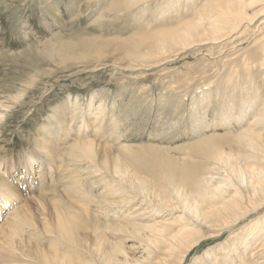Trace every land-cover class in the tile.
Listing matches in <instances>:
<instances>
[{
  "label": "bare ground",
  "instance_id": "6f19581e",
  "mask_svg": "<svg viewBox=\"0 0 264 264\" xmlns=\"http://www.w3.org/2000/svg\"><path fill=\"white\" fill-rule=\"evenodd\" d=\"M180 1L165 0L167 6L162 8L169 11L158 13L164 28L141 32L134 38L146 47L145 51L132 48V41L128 39L114 43L132 48L130 54H124L129 61L128 70H135L134 64H149L146 72L173 62L184 52L207 48L206 52L220 59L225 58L224 54L229 50L227 54L235 57L222 59L221 67L226 65L227 72L220 77L222 86L219 83L215 88L217 92L223 90L226 106L215 122L220 126L235 122L240 131L192 142L188 148L196 146L201 155H210L215 161L214 166L203 172L192 169L183 176L182 189L175 185L173 176L163 175L168 189H160L145 177L139 178L131 173L126 160L119 163L120 152L127 146L118 143L119 147L112 148L105 143L111 141L113 128L118 123L110 109L100 102L96 105L94 97L91 98L86 114L72 115L71 120L80 119L81 123V133L79 131L80 135L76 133V136L70 129V117L65 114L73 105L64 102L61 108L57 106L54 109L52 129H41L45 136L35 140L38 141L37 150L52 160L59 176L62 174L58 185L52 186L56 189L44 191L42 180H39L43 175L39 170L43 161L32 154L24 158L18 156L17 164L0 167L1 261L13 262L11 264H184L186 255L202 241L217 237L222 231H232L237 222L264 206V0H183V13L180 12L182 9L179 10ZM142 3H147V0H111L109 5L118 11L129 9L132 13ZM144 15L145 11L141 13ZM132 23L138 25L135 20ZM245 40L249 45L242 49L240 47ZM90 41V49L80 52L82 61L103 57L98 51V43ZM112 43L105 41L103 46L110 47ZM238 48L242 49L239 54ZM58 59L62 64L63 58ZM226 90L237 94V101ZM201 94L202 102L210 98L208 92ZM196 105L193 104L194 107ZM193 111V118H196L199 114ZM192 129L197 134L205 128L199 125L198 119V124ZM83 135L86 137L80 139ZM60 141V147H56L55 143ZM213 141L221 144L215 143L203 150L206 142L210 144ZM60 150L63 155H68V162L63 164L61 160L62 165L56 155ZM153 151L161 158V149ZM51 172L52 168L47 169L48 177H45L52 182ZM84 175L89 179L90 187L103 183L107 189V198H92L94 203L101 202L102 210L112 204L127 207L136 203L129 214L132 221L102 228L87 210L85 202L88 201L84 202L86 206L81 205V198L84 201L93 197L84 192ZM16 187L24 190V195L19 196L20 190ZM186 189L189 190L187 193ZM35 191L37 195H34ZM113 197L118 199L113 201ZM69 203H72L71 207L66 206ZM177 212L179 216L173 217ZM143 215L144 219L138 222L137 219ZM22 231H28L29 235L37 233V241L47 237L53 244L71 248L77 254L68 257L57 252L52 244L43 245L21 238ZM119 236H124V242L136 245L137 250L128 254ZM257 242L258 246L264 247V214L237 229L210 259L207 256L211 249L190 264H250L248 255Z\"/></svg>",
  "mask_w": 264,
  "mask_h": 264
},
{
  "label": "rangeland",
  "instance_id": "374dc122",
  "mask_svg": "<svg viewBox=\"0 0 264 264\" xmlns=\"http://www.w3.org/2000/svg\"><path fill=\"white\" fill-rule=\"evenodd\" d=\"M182 1L179 6V10L182 9L181 13L185 6ZM110 2L111 0H0V167L3 164H17L18 156L24 158L25 155L32 154L37 160L43 161L41 168L39 167L43 175L39 180H42L44 191L55 190L56 187L52 188V186L58 185L62 174L59 176L56 168L52 166V160L50 161L40 150H37L38 141L35 140L45 136L41 129L51 128L54 109L64 102L73 105L65 114L70 117L72 134L80 135V119L73 121L72 115L82 112L81 115L86 114L87 104L94 97L93 102L96 105L98 102L103 103L117 118L118 123L113 128L114 136H110L111 141L105 143L113 146L112 148L122 144L127 146V149L120 152L119 163L126 160V166L131 173H135L139 178L145 177L160 189L161 187L168 189L163 181V175L173 176L175 185L182 189L184 175H188L192 169L203 172L213 167L215 162L210 155L208 157L201 155L198 147L188 148V146L196 140L210 136L217 138L233 135L239 130L235 122L225 126L215 122L218 114L226 106L222 98L223 90L217 92L215 89L219 83L222 86L220 77L227 72L226 65L221 67V64L227 56L231 58L235 55L229 56L228 50L224 54L225 58L219 59L206 52L207 48H205L206 50L202 51L184 52L178 59L164 63L154 70L145 71L149 64H134L136 69L128 70L129 61L125 59L124 54H130L132 48L140 52L146 50V47L137 43L134 38L141 32H153L164 28L158 13L169 10L162 8L167 6L165 0H147V3H142L133 9L132 13L129 9L128 12L118 11L109 5ZM143 8L145 10H142ZM144 11L145 15L141 16ZM133 18L138 25L132 23ZM125 39L132 41V48L114 43ZM90 40L98 43V51L103 57L82 61L80 52L90 49ZM105 41H113V43L110 47H104ZM247 42L245 40L240 48L248 47ZM240 48L238 54L242 51ZM58 57L63 58L62 64ZM207 92L209 101L202 102L201 93ZM226 92L228 95L233 93L230 90ZM236 95H233L234 98ZM234 101H237V98ZM196 103L194 107L193 104ZM193 110L199 114L196 118H193ZM198 119L199 125L205 129H201L196 134L192 128L198 124ZM171 123L173 125H170ZM84 137L86 136L83 135L80 139ZM215 143L221 144L220 141H213L210 144L206 142L203 150L212 147ZM60 144L61 141L55 143V146L60 147ZM154 149H161V158L155 154ZM61 151L56 153L59 156L57 160H63V164L67 163L68 155H63ZM35 166L38 168V164ZM51 168L52 182L50 178H46L47 169ZM84 177L86 175L83 176L84 192L93 197L84 201L81 198V205L88 201L85 202L87 206L84 205L102 228L132 221L129 214L136 203L129 204L131 206L129 210V205L125 207L116 204L104 206L105 210H102L101 202L94 203L92 198L96 196L107 198V189L103 187V183H98L95 188L90 187L89 179ZM35 185L38 187L36 183ZM16 188L20 190V187ZM188 191L186 189L185 193ZM24 192L21 189L19 196L24 195ZM33 193L37 195L36 191ZM243 195L251 196V194ZM117 199L113 197V201ZM66 206L71 207L72 203ZM176 211L179 212L180 209ZM178 212L173 217L179 216ZM252 214L244 217L243 221L237 222L234 225L236 228L233 226L232 231H222L217 237L202 241L186 255L184 264H190L193 259L197 260L206 250L211 249L207 256L210 259L216 249L221 248L237 229L262 216L264 206ZM143 219L144 215L137 221L141 222ZM2 221L3 219L0 220V224ZM194 230L198 232L197 228ZM20 237L37 241L39 235L37 233L29 235L28 231H24ZM119 237L123 241L122 247L128 254L131 255L137 250L136 245L124 242V236ZM46 238L37 242L43 245L52 244L57 252L68 257L76 256L77 251L63 245H55ZM258 245L257 242L250 250L247 260L250 264H264V247ZM131 248H134V251ZM11 263L13 262L0 260V264Z\"/></svg>",
  "mask_w": 264,
  "mask_h": 264
}]
</instances>
